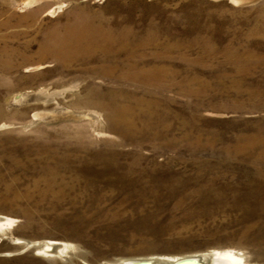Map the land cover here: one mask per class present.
Masks as SVG:
<instances>
[{
	"label": "rangeland",
	"instance_id": "1",
	"mask_svg": "<svg viewBox=\"0 0 264 264\" xmlns=\"http://www.w3.org/2000/svg\"><path fill=\"white\" fill-rule=\"evenodd\" d=\"M79 18L111 33L108 60L102 39L42 53ZM132 48L162 89L100 74ZM110 97L138 113L130 131L87 104ZM0 216V264H264V0H0Z\"/></svg>",
	"mask_w": 264,
	"mask_h": 264
},
{
	"label": "bare ground",
	"instance_id": "2",
	"mask_svg": "<svg viewBox=\"0 0 264 264\" xmlns=\"http://www.w3.org/2000/svg\"><path fill=\"white\" fill-rule=\"evenodd\" d=\"M110 34L111 33L109 31L105 30L101 32L99 29L92 28L88 20L79 18L68 24L65 27L64 32L61 34H48L47 38H45L42 43L43 47L41 51L56 60H62L71 57L73 54V47L75 46L82 47L89 53L93 49L94 45H99L98 40H104V42H101L100 49L102 50L104 60L106 61L112 54L111 44L113 43L112 41H114V39H111ZM106 41L109 42L106 43ZM120 41V43H122V40ZM135 50H137V48L128 49L127 53L125 52L124 59L120 62L110 60V63L106 65L107 68L103 67V69L100 70V74L129 82L138 78H143L145 85L149 87L156 86L158 87V90L162 89L164 78L163 69L160 67H151L147 69L139 68L137 61L134 60V56H136L134 52ZM119 51L122 52L124 50L119 49ZM87 104L104 109L106 111L107 127L119 134L130 131L133 127L132 122L135 120L136 116H138V113L133 110L127 99L119 100L118 97H110L108 103L89 100L87 101ZM145 111L148 115L153 114L149 108ZM198 141L200 142V139H198ZM246 148L247 147L245 146H241L240 148L237 147L238 151H246ZM11 222L12 220L1 218L0 216V227L11 225ZM14 244H20V241H15ZM68 247L69 246L67 244L61 245L55 241H46L43 244H40L37 254L41 256H49L53 253L59 254ZM184 257H191L194 261L179 264H250L241 254L233 250H214L213 252H206L202 254L194 253V255L190 254L187 256L131 259L134 262L128 261L125 264H173L179 258Z\"/></svg>",
	"mask_w": 264,
	"mask_h": 264
},
{
	"label": "water",
	"instance_id": "3",
	"mask_svg": "<svg viewBox=\"0 0 264 264\" xmlns=\"http://www.w3.org/2000/svg\"><path fill=\"white\" fill-rule=\"evenodd\" d=\"M132 261V260H131ZM188 261H194L191 259V257H184V258H179L176 262H174L173 264H179V263H184V262H188ZM134 262V261H132Z\"/></svg>",
	"mask_w": 264,
	"mask_h": 264
}]
</instances>
